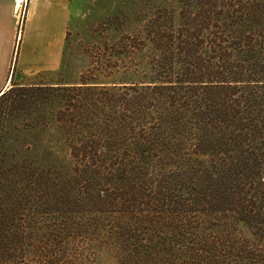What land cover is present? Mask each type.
I'll return each instance as SVG.
<instances>
[{"label":"trees","instance_id":"16d2710c","mask_svg":"<svg viewBox=\"0 0 264 264\" xmlns=\"http://www.w3.org/2000/svg\"><path fill=\"white\" fill-rule=\"evenodd\" d=\"M193 6L153 81L55 86L67 183L116 221L118 264H264V0Z\"/></svg>","mask_w":264,"mask_h":264},{"label":"rangeland","instance_id":"374dc122","mask_svg":"<svg viewBox=\"0 0 264 264\" xmlns=\"http://www.w3.org/2000/svg\"><path fill=\"white\" fill-rule=\"evenodd\" d=\"M183 4L194 9L193 0H85L54 79L14 82L0 100V264H118L116 221L67 183L70 135L56 117L65 102L55 86L78 84L81 75L107 86L153 81L168 39L161 34L178 31ZM236 232L248 234L240 223Z\"/></svg>","mask_w":264,"mask_h":264},{"label":"crops","instance_id":"0c3cea01","mask_svg":"<svg viewBox=\"0 0 264 264\" xmlns=\"http://www.w3.org/2000/svg\"><path fill=\"white\" fill-rule=\"evenodd\" d=\"M24 0H0V94L14 82L54 79L63 64L67 30L77 22L85 0H25L22 27L18 9ZM21 79H24L21 82Z\"/></svg>","mask_w":264,"mask_h":264},{"label":"built area","instance_id":"2783aa9c","mask_svg":"<svg viewBox=\"0 0 264 264\" xmlns=\"http://www.w3.org/2000/svg\"><path fill=\"white\" fill-rule=\"evenodd\" d=\"M25 0L23 1V3H22V1L20 2V5H19V9H18V12H17V15H18V24H19V26H20V23H21V21L23 20V16H24V14H25Z\"/></svg>","mask_w":264,"mask_h":264}]
</instances>
